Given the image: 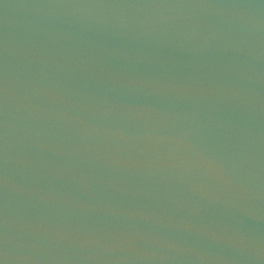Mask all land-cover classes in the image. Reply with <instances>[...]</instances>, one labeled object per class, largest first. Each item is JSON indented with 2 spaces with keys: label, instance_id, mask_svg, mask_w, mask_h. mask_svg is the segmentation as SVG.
<instances>
[{
  "label": "water",
  "instance_id": "water-1",
  "mask_svg": "<svg viewBox=\"0 0 264 264\" xmlns=\"http://www.w3.org/2000/svg\"><path fill=\"white\" fill-rule=\"evenodd\" d=\"M0 264H264V0H0Z\"/></svg>",
  "mask_w": 264,
  "mask_h": 264
}]
</instances>
